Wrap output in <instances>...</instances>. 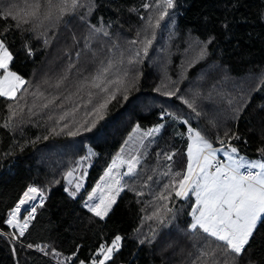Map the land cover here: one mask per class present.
Segmentation results:
<instances>
[{
    "label": "snow or ice",
    "instance_id": "snow-or-ice-1",
    "mask_svg": "<svg viewBox=\"0 0 264 264\" xmlns=\"http://www.w3.org/2000/svg\"><path fill=\"white\" fill-rule=\"evenodd\" d=\"M97 7L96 0H23L22 3L9 0L0 5V20L5 21L0 28V98L7 101V114L2 117L0 128L10 134L22 132L23 125L41 126L42 120L48 133L43 136L45 140L49 135L75 137L91 132L105 118L114 101L126 102L130 93L138 90L144 76L142 65L150 51L169 53L153 91L174 99L178 105L170 107L161 103L158 122L147 129L139 123L133 125L99 181L82 199L83 208L93 218L105 221L118 197L127 191L142 204L139 209L142 224L134 230L138 245L150 246L160 239L166 243L165 251L173 248V242L167 239L171 233L164 230L175 224V232L184 240L177 247V253L184 257L181 264H253L248 258L251 242L258 228L264 226V146L257 149V158L242 154L233 143L241 137L227 122L237 123L252 94L264 89V73L250 88L235 86V94L222 87L228 80L226 75L208 84L205 91L199 87L182 90L188 71L210 55L209 45L214 36L206 40L191 39L173 78L168 73L169 46L177 33L175 13L170 10L176 8V0H141L139 8H130L141 21L131 39L113 34L111 22L105 23L103 17L92 23L90 17ZM76 22L77 27L83 28L79 36L71 27ZM62 29L71 43L63 49L68 61L54 83L45 77L42 84L32 85L12 69L15 56L9 46V33H19L22 38L27 33L22 47L33 57L31 40L40 41L48 48L62 35ZM158 36L166 44L154 49ZM206 77L205 71L198 79L205 81ZM42 85L55 91L42 89ZM205 100L213 106L206 109ZM259 107L264 109V104ZM168 128H173L184 142V151L178 152L171 146L160 149L155 152V164L150 166L147 161L151 150ZM243 142L247 144L246 139ZM11 154L10 149L0 153V157ZM95 155L88 148L85 155L64 171V191L71 198L75 199L85 188L87 170ZM177 155L186 158L180 169L174 168ZM55 183L59 184L60 180ZM48 191L46 187L28 185L0 222L8 229L4 231L0 227V238L9 242L13 254L19 245L49 257L51 264H111L123 247L125 237L121 234L102 239L87 259L79 258L80 246L65 254L51 244L25 242ZM145 196L148 198L143 199ZM190 196L194 201L181 227L176 223L181 211L177 202L189 201ZM145 225L147 231H142Z\"/></svg>",
    "mask_w": 264,
    "mask_h": 264
},
{
    "label": "trees",
    "instance_id": "trees-1",
    "mask_svg": "<svg viewBox=\"0 0 264 264\" xmlns=\"http://www.w3.org/2000/svg\"><path fill=\"white\" fill-rule=\"evenodd\" d=\"M11 2L22 3L23 0ZM5 3H9V0H0V5ZM96 3L98 7L90 17L92 23H98V18L103 17L105 23L111 22L110 31L113 34L127 39L134 37L141 21L138 14L129 9L139 8L141 0H96ZM170 11L175 13L177 33L169 46L171 63L168 65V73L173 78L176 77L191 39L198 37L206 40L209 36L215 37L209 45L210 55L188 71V79L181 84L182 90L199 87L201 91H205L208 84L226 75L228 80L222 87L235 94V86L250 88L257 82L259 75L264 73V0H176V8ZM4 23L5 21L0 20V28ZM77 24L78 22L71 27L79 36L83 33V28L77 27ZM225 24L227 28L224 27ZM61 33L57 41L48 48H44L40 41L31 40L35 51L33 57H29L22 47V39L27 38L28 34L24 33L22 38L19 33H9V46L15 56L12 69L32 85L42 84L45 77L51 78L50 82L54 83L56 75L68 61L63 49L71 43L63 29ZM165 44L166 41L158 36L154 49L164 47ZM168 55L169 53L150 51L149 58L142 65L144 76L138 90L131 92L126 102L114 101L105 118L91 132L75 137L49 135L45 140L43 136L48 133L42 120L41 126L31 123L23 125L22 132L17 130L10 134L0 128V153L10 149L12 151L11 155L0 157V222L28 185L46 187L49 189L47 200L42 208L37 209L36 221L26 234L25 242L51 244L65 254L80 246L79 258L87 259L102 239L107 240L121 234L125 237L123 247L111 264H181L184 257L177 253V247L184 240L175 232V224L164 230L171 233L167 239L173 242V248L165 251L166 243H162L160 239L150 246L137 244L138 234L134 230L142 224V213L139 211L142 204L137 203L138 198L133 193H121L105 221L93 218L82 205V199L110 165L133 125L139 123L142 128L147 129L158 122L157 113L161 103L170 107L178 105L174 99L169 100L153 91L159 84L162 63ZM205 71L206 80L200 81L198 77ZM43 88H48V85H42ZM48 91L55 90L48 88ZM6 103L0 98V122L7 114ZM261 104H264V89L252 94L251 102L237 123L227 122L228 127L239 133L241 140L249 135L259 142V147L264 146V109L259 107ZM203 105L206 109L213 106L207 100L203 101ZM48 123L50 125L51 122ZM37 137L40 139L37 140ZM233 143L242 154L250 158L258 157L257 150L251 152L241 146L239 141ZM168 146L181 153L184 151V142L175 135L173 128H168L159 143L153 146L147 163L154 165L155 152L167 150ZM88 148L97 155L92 157L91 166L88 167L87 186L73 199L64 191L66 182L63 173L75 160L85 155ZM179 156L183 157L184 164V156L177 155L174 157L175 169L181 168L177 165ZM56 180H60V183H55ZM147 198L145 196L143 199ZM192 201L194 197L190 196L189 201L177 202L181 211L176 223L181 227L187 219L185 213ZM0 227L8 231L2 223ZM142 231H147L146 225ZM16 247L14 255L9 242L0 238V264H51L49 257L37 251L26 250L19 245ZM248 258L253 264H264V226L259 227L254 234Z\"/></svg>",
    "mask_w": 264,
    "mask_h": 264
},
{
    "label": "rangeland",
    "instance_id": "rangeland-1",
    "mask_svg": "<svg viewBox=\"0 0 264 264\" xmlns=\"http://www.w3.org/2000/svg\"><path fill=\"white\" fill-rule=\"evenodd\" d=\"M247 140V144H245L243 141ZM239 144L243 147L248 148L251 152H254L255 150H257L260 146L259 142H256V139L253 137H250L249 135H245V137L239 141ZM186 163V158L184 157V164ZM183 164V157H178L177 158V165H180L181 168L184 166ZM88 172V170H87ZM86 181H87V177H86ZM85 181V187L87 186V182ZM99 181V180H98ZM85 189V188H84ZM92 189V188H91ZM83 190V189H82ZM81 190V191H82ZM91 190H89L88 192H90ZM119 198V197H118ZM114 209V208H113Z\"/></svg>",
    "mask_w": 264,
    "mask_h": 264
},
{
    "label": "built area",
    "instance_id": "built-area-1",
    "mask_svg": "<svg viewBox=\"0 0 264 264\" xmlns=\"http://www.w3.org/2000/svg\"><path fill=\"white\" fill-rule=\"evenodd\" d=\"M221 158H223V156H221Z\"/></svg>",
    "mask_w": 264,
    "mask_h": 264
},
{
    "label": "crops",
    "instance_id": "crops-1",
    "mask_svg": "<svg viewBox=\"0 0 264 264\" xmlns=\"http://www.w3.org/2000/svg\"><path fill=\"white\" fill-rule=\"evenodd\" d=\"M222 156V154H220Z\"/></svg>",
    "mask_w": 264,
    "mask_h": 264
}]
</instances>
